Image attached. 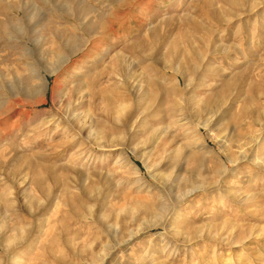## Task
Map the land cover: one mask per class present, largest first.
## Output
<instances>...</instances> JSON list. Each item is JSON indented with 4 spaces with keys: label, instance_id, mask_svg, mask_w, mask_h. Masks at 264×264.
I'll use <instances>...</instances> for the list:
<instances>
[{
    "label": "rangeland",
    "instance_id": "rangeland-1",
    "mask_svg": "<svg viewBox=\"0 0 264 264\" xmlns=\"http://www.w3.org/2000/svg\"><path fill=\"white\" fill-rule=\"evenodd\" d=\"M256 158L264 0H0V264H264Z\"/></svg>",
    "mask_w": 264,
    "mask_h": 264
},
{
    "label": "bare ground",
    "instance_id": "bare-ground-1",
    "mask_svg": "<svg viewBox=\"0 0 264 264\" xmlns=\"http://www.w3.org/2000/svg\"><path fill=\"white\" fill-rule=\"evenodd\" d=\"M131 87V86H130ZM42 102V101H41ZM40 102L38 101L37 102V104H39ZM42 104V103H41ZM110 105V104H109ZM108 105V106H109ZM110 108V111H113V109L115 108V106L113 105V104H111V106L109 107ZM109 113V112H108ZM110 114V113H109ZM118 114V113H117ZM111 115V114H110ZM110 115H109V117H110ZM182 121H184V123L183 124H188L189 122L188 121H186V119H184V120H182ZM88 123V122H87ZM126 123V122H125ZM192 125V127H191V129L193 130V132L195 133V135H196V138H194V142L193 143H195L194 144V146H196L197 144L198 145H200L199 147H200V150L202 151V152H209V149L208 148H206V146H205V144L203 145V141L205 142L206 140H204V135H203V131L202 130H209L210 129V121L209 120H201V119H198V121L195 123V124H191ZM166 131V130H165ZM97 138H98V136H97ZM221 139H220V144H221V147H222V151L224 152V154L225 155H227L228 157H229V146L231 147V146H234L235 145V148H236V150L238 151V152H236V158H233V156L232 157H229V162L231 163V164H236V163H238V161H243V160H247L248 159V153L250 152L249 150H250V148L251 147H249V145H250V143H252L251 141H252V139H250L249 141H248V138H247V141H244V140H242V139H234L233 138V135L231 134V133H229V134H223L221 137H220ZM250 138V137H249ZM254 138V137H253ZM111 141H113V139L111 138V137H109V135H105L104 136V138H101L100 140H98V145L97 146H99V148H101V150L103 149V148H105V147H107L108 146V143H110ZM95 145V144H94ZM183 146V145H182ZM253 146V145H252ZM184 147V146H183ZM182 147V148H183ZM197 147V146H196ZM182 148L181 149H178L177 150V153L178 154H180V152L182 151ZM207 149V150H206ZM253 149V148H252ZM209 153H212V152H209ZM215 154V153H214ZM192 155V154H191ZM212 155H213V153H212ZM190 156V155H189ZM211 156V155H210ZM100 157V156H99ZM90 158V157H89ZM233 158V159H232ZM259 158V157H258ZM219 159V158H218ZM199 160H201V159H199ZM205 160L206 159H203V162L204 163H206L205 162ZM262 161V162H260V164L262 165V167H264V160H260V159H253V161H255V162H259V161ZM196 161V160H195ZM201 163V162H200ZM214 163V162H213ZM203 164V163H202ZM261 167V168H262ZM224 168V167H223ZM216 172H219L220 173V175H225V173L227 172V169L226 168H224V169H217V171ZM159 176V175H158ZM158 176H157V178H158ZM160 178V177H159ZM200 187V186H199ZM186 195H188V194H186ZM149 210V209H148ZM12 229V228H11ZM17 228H15V230H16ZM9 230V227L5 224V223H3L2 224V228H1V235H0V248L3 250V252L4 253H8V252H11L13 249L12 248H14V247H11V245H10V237H8L7 238V234H8V231ZM17 231V230H16ZM16 233V232H15ZM15 237V236H14ZM13 237V238H14ZM20 238L18 237V240H19ZM13 240H17V239H13ZM7 241V244L9 243V246H7V245H5L4 243ZM17 242H19V241H17ZM17 245V244H16ZM21 245V244H20Z\"/></svg>",
    "mask_w": 264,
    "mask_h": 264
}]
</instances>
